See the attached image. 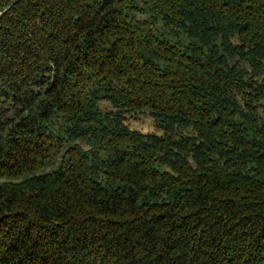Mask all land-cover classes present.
<instances>
[{"label":"trees","instance_id":"16d2710c","mask_svg":"<svg viewBox=\"0 0 264 264\" xmlns=\"http://www.w3.org/2000/svg\"><path fill=\"white\" fill-rule=\"evenodd\" d=\"M0 264H264V0H0Z\"/></svg>","mask_w":264,"mask_h":264},{"label":"rangeland","instance_id":"374dc122","mask_svg":"<svg viewBox=\"0 0 264 264\" xmlns=\"http://www.w3.org/2000/svg\"><path fill=\"white\" fill-rule=\"evenodd\" d=\"M105 107H110L108 103H103ZM125 124L132 130H137L142 133H151L161 135L162 130L157 126L154 119L148 114L127 115Z\"/></svg>","mask_w":264,"mask_h":264}]
</instances>
